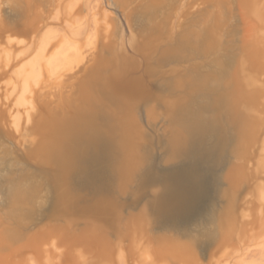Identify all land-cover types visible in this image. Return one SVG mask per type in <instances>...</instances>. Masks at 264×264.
<instances>
[{"label": "rangeland", "instance_id": "374dc122", "mask_svg": "<svg viewBox=\"0 0 264 264\" xmlns=\"http://www.w3.org/2000/svg\"><path fill=\"white\" fill-rule=\"evenodd\" d=\"M0 264H264V0H0Z\"/></svg>", "mask_w": 264, "mask_h": 264}, {"label": "bare ground", "instance_id": "6f19581e", "mask_svg": "<svg viewBox=\"0 0 264 264\" xmlns=\"http://www.w3.org/2000/svg\"><path fill=\"white\" fill-rule=\"evenodd\" d=\"M37 81H38V79H36ZM59 118H60V116H59ZM55 119H57L56 118V116H55ZM51 121H52V119H51ZM86 121V120H85ZM236 121L238 122V125H239V127H240V129L243 131V132H245V133H249L250 131H251V129H252V127L254 126V121L252 120V117H250L249 115L248 116H245V115H243V116H237V118H236ZM87 126H89L88 124H87ZM87 126H85V127H81V129H83L84 128V131H86V128H87ZM91 126H92V124H91ZM90 127V126H89ZM88 129H91V127L90 128H87V130ZM97 129V128H96ZM81 131V130H80ZM89 131V130H88ZM93 131V130H92ZM93 136V135H92ZM64 144V143H63ZM54 150H55V148H54ZM60 150V148H59V146H58V149H57V151H59ZM57 151L55 152V154L57 153ZM57 155V154H56ZM55 155V156H56ZM54 156V157H55ZM57 157V156H56ZM195 177H196V175H195ZM29 194V190L27 189V188H22L21 187V189H18L16 192H15V194H14V196L16 197V198H26L27 197V195ZM99 199V198H98ZM99 201H101V200H99ZM97 203V202H96ZM101 203H103V202H101ZM105 203V202H104ZM104 205V204H103Z\"/></svg>", "mask_w": 264, "mask_h": 264}]
</instances>
